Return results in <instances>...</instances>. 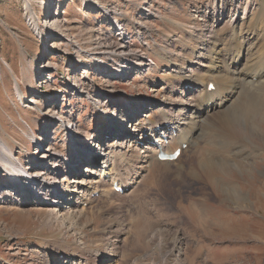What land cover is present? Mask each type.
Masks as SVG:
<instances>
[{
  "label": "rangeland",
  "instance_id": "obj_1",
  "mask_svg": "<svg viewBox=\"0 0 264 264\" xmlns=\"http://www.w3.org/2000/svg\"><path fill=\"white\" fill-rule=\"evenodd\" d=\"M219 1L0 0V143L17 165L11 180L0 164V186L22 189L19 169L31 171L48 151L58 156L65 198L86 201L66 221L43 204L0 199V264H106L108 252L113 264H264V209L253 203L264 180V100L243 120L227 125L240 148L227 152L218 144L201 143V149H189L178 162L154 161L148 174L140 172L133 180L130 194L117 197L109 183L101 185L111 190L107 195L84 194L83 188L71 193L75 183L66 176L73 158L81 171L88 165V154L81 150L91 148L99 155L87 146L90 140L97 144V138L104 148L112 144L114 154L126 153L116 159L127 170L138 164L135 158L144 155L147 143L120 147L111 142V125L133 132L132 120L130 128L122 122L132 114L136 123L154 124L163 118L161 111L189 103L195 84L182 74L189 77L204 68L196 64L200 38L212 31L222 36L218 28L232 19L228 14L236 6L224 0L221 8ZM239 1L240 17L245 7L255 12L262 3ZM213 2L223 11L219 25L210 14ZM117 28L125 35L121 47ZM48 60L54 62L50 69ZM84 68L87 75L74 85L72 77H80ZM104 110L116 119L113 124ZM76 148L83 153L75 155ZM4 152L0 146V155ZM210 155L222 160L215 174L186 176L194 158V174H203L199 164ZM179 175L186 178L176 180ZM157 177L164 180L159 186ZM24 194L13 190L12 199ZM228 214L235 221L224 219Z\"/></svg>",
  "mask_w": 264,
  "mask_h": 264
},
{
  "label": "bare ground",
  "instance_id": "obj_2",
  "mask_svg": "<svg viewBox=\"0 0 264 264\" xmlns=\"http://www.w3.org/2000/svg\"><path fill=\"white\" fill-rule=\"evenodd\" d=\"M231 1H233L232 5H236H234L235 9L233 13L228 14L232 19L228 20L229 22L226 25H223V27L218 28V30H220V32H222V34L224 33L225 35L223 34L221 36V34L219 35L218 33L212 31L213 34H210L207 38L199 37L201 42L200 50H197L198 52H196V64L203 65L204 68L198 71L192 70L189 77H186L181 73L184 78L195 84L193 92L195 95H197V98L193 99L195 96L194 93H192L189 103H181L178 105V107L169 108L168 111L160 110L163 112V118L160 117V119H158L154 124L150 122V120H148L147 124L136 123V116L132 114V116H130L127 121L125 118L122 122L123 125L125 124L128 126V128H130L129 126L132 120L133 123L131 126L133 127V132H131L132 130H130L129 133L122 132L120 129V126H122L121 124L114 125L112 128L114 131H112L113 138H111V142L115 141V143H118L120 147L124 146V143L128 144L130 147L132 145V141L133 146H135L137 142L147 143V150L144 151V155H137L135 159L137 160L138 164H131L133 166L131 167L132 169L127 170L126 168L128 167L126 165H120L119 160L116 159L117 156L122 152L117 150V153L114 154L110 147L112 144L108 145L106 147L107 149L103 148V150L106 149V151L102 152V157L100 158V160L103 162L102 165H99L97 162L98 160H96V152H90L89 148H86V150H81L85 151V154H88V157L84 160L88 161L89 165H86L85 168H83L84 171H81L79 163L77 161L71 160L74 162L71 164L70 170L66 171V176H72L71 179L69 177L70 182L75 183L70 187L71 193L74 191V189L81 190L83 188L81 192L84 194L100 192L102 195H107L112 189H104L105 187L101 186L103 185L102 183H109L111 186L116 183L117 186L122 189L123 196L127 195L129 193V186L133 184V180H136L140 172H146L148 174L154 161H156L157 165L169 164L170 161L161 162L155 158L156 153L160 149L172 152L175 148H179V146L186 144V147L181 149L179 154L180 157L189 149L195 148L197 146H199L197 148L201 149V147H203L201 146V143H204V146L206 144H212L215 146V148L218 144L221 151L227 152L234 151L236 148H238L234 147L237 145H239L240 148L241 143L237 141L235 137L231 136L227 129V125L239 119L243 120L246 115H248V112H250L252 109H255L258 102L264 100V0H260L262 2L261 6H259L258 10L255 12L248 10L246 11L245 7L244 11L242 12V17L239 15L237 16L236 14L238 8H240V6L238 7V5H240V1ZM87 3L89 2L87 1ZM220 4L221 8H224V0L220 2ZM222 12H218L215 2L210 5V14L214 19L216 18V23L218 25L220 24V18L218 19V16H223ZM52 20L57 23L59 22L57 21V16L55 15H53ZM57 26L60 27L59 24H57ZM210 30L212 29L210 28ZM116 32V35L119 37L121 36V41L117 43L119 44V47H121V45L124 43L122 39L125 38V35L122 30L118 28ZM194 52L195 50H193V53ZM47 63L48 68L54 64V62H50L49 60ZM117 69L120 72L121 67L118 66ZM86 73L87 70L84 68L80 77H77V75L72 77L74 80H72L73 84L76 85L78 81L87 75ZM210 84H213L214 87L211 88ZM30 99L32 101L36 100L34 103L39 102V100L35 97H30ZM30 104H33V102L30 101ZM164 107L166 106L164 105ZM48 109L51 110L50 108ZM150 112L153 113L155 111L154 109H150ZM150 112L147 113V116L151 115ZM103 113L108 114L110 124H113L116 121V119L112 118L108 110H104ZM173 115L175 116L173 117ZM117 117H119V114L115 116V118ZM119 119L121 121L122 116L119 117ZM157 124H160L162 131L158 133L159 135L152 139L151 136L155 134V125ZM143 125L145 128L141 127ZM204 134H207V136H204ZM205 137L207 138L204 139ZM231 141L232 145L230 143ZM97 142V144L94 143L93 145V141L90 140L89 144H87L88 142H86V144L93 146L96 148V150L98 149L100 154L104 144L98 138ZM0 146L5 150V152H7H4L3 155H0V164L7 173L8 177H10L11 180H14L12 175L17 165L12 161L13 158L10 156L11 154L10 151L8 152V148L1 143ZM215 148L211 147V150L209 149V151L214 152ZM75 151V155L83 153L80 152L78 148H76ZM126 151L129 150L127 149ZM122 154L126 155V153ZM57 157L54 154H49L47 151L43 154V158L40 159V162L42 163L33 164V167L35 168H32L31 171L28 169L23 170L24 168L21 167L19 172L23 171L24 176L20 175V177H17V179L20 181V183L22 182L23 185L21 186L24 187H22V189L12 187L8 190L6 187L4 188L0 186V199H11L12 201L18 203L27 202L31 205L37 206L43 204V207L49 210L51 215L56 217L60 213L61 218L68 221L70 219V214L71 216L74 215L77 212H74L76 209L81 211L82 208L80 207V203H84L86 201L83 199H76V197L73 195L69 198H65L66 192L64 189L60 188L57 177V173L60 172V169L56 167L57 165H60L57 161ZM179 157L175 160V162L180 160L181 157ZM220 160H216L211 155L206 157L199 164V173L203 174H194L196 171V168L193 164L195 162V158L191 159V162H189L191 163L190 170L188 171V173L191 175L186 176H191L192 178L196 177L198 179L203 176L210 177L215 174L213 172L217 169V165L221 164ZM20 164L22 166V163ZM179 165L180 164L178 163V166ZM120 169H123L126 174L119 172ZM40 174L45 175V177L37 179L35 176ZM125 175H134V178L124 179ZM184 176L185 175H179L175 178L176 180H182ZM22 177L27 178L24 179ZM146 179L149 178H141L139 181L143 182L146 181ZM156 181L158 182L157 186H159L161 181L164 180H161L159 177H157ZM257 187L258 189L254 193L256 199L255 201L253 200V203L258 205L259 209H264V202L263 199H261V195H264V180L260 181ZM50 188L53 190H50ZM13 190H22V192L25 194L22 198L16 197V199H12ZM27 191H33L34 195ZM118 196H120V193H117V197ZM241 198L243 199V196ZM74 200L76 201L72 202ZM58 203H62V205L65 204L67 207H64V209L63 206ZM56 206H58V208ZM223 214L225 215V212ZM225 218L229 221H235V219H232L233 216L230 214L224 216V219ZM107 255L110 260H107L105 263L113 264L112 256L114 255L112 253L110 254L109 252ZM68 262H70V260Z\"/></svg>",
  "mask_w": 264,
  "mask_h": 264
}]
</instances>
